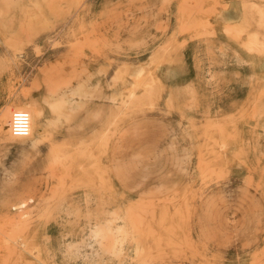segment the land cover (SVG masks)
<instances>
[{
  "label": "rangeland",
  "instance_id": "rangeland-1",
  "mask_svg": "<svg viewBox=\"0 0 264 264\" xmlns=\"http://www.w3.org/2000/svg\"><path fill=\"white\" fill-rule=\"evenodd\" d=\"M0 264H264V0H0Z\"/></svg>",
  "mask_w": 264,
  "mask_h": 264
},
{
  "label": "built area",
  "instance_id": "built-area-1",
  "mask_svg": "<svg viewBox=\"0 0 264 264\" xmlns=\"http://www.w3.org/2000/svg\"><path fill=\"white\" fill-rule=\"evenodd\" d=\"M8 132L13 137H25L30 128L29 112L24 108H12L8 119Z\"/></svg>",
  "mask_w": 264,
  "mask_h": 264
},
{
  "label": "bare ground",
  "instance_id": "bare-ground-1",
  "mask_svg": "<svg viewBox=\"0 0 264 264\" xmlns=\"http://www.w3.org/2000/svg\"><path fill=\"white\" fill-rule=\"evenodd\" d=\"M12 108H24V107L15 105ZM26 109L29 110V112H30V108L28 106H26ZM10 110L7 111V113H4L3 119L1 120L5 125H7V123H8ZM33 110H34V113H36L37 124L43 125V116L41 115L40 111L38 110V108H35V107L33 108ZM29 116H30V114H29ZM33 129H34V122H33V119L30 118V128H29V132H28V135L25 136V137L32 136Z\"/></svg>",
  "mask_w": 264,
  "mask_h": 264
}]
</instances>
